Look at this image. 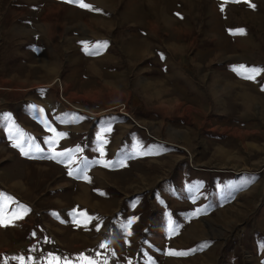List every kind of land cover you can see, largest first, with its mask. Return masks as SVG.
Segmentation results:
<instances>
[{
  "label": "rangeland",
  "instance_id": "obj_1",
  "mask_svg": "<svg viewBox=\"0 0 264 264\" xmlns=\"http://www.w3.org/2000/svg\"><path fill=\"white\" fill-rule=\"evenodd\" d=\"M66 1L68 8L48 15V40L39 41L41 31L33 21L37 24L40 15L34 7L45 1L0 0V109H11V147L1 144L8 152L0 157V264H21L20 258L25 264H56L53 257L59 264H264V0H83L91 8ZM36 43L45 52L33 50ZM97 43L104 46L97 49ZM236 62L239 66H232ZM249 63L262 67L254 79L245 78L250 68L237 71ZM215 78L219 87L224 79L238 83L234 101L222 88L205 90ZM143 90L159 94L150 99ZM172 95L181 102L180 115L157 106L159 97L162 102ZM119 103H125L127 114L110 110ZM105 117L111 122L101 137H112L116 126L135 127L169 146L167 155L161 151L158 159L132 163L126 172L95 169L97 183L114 179L119 183L111 185L120 191H143L162 186L168 177L191 174L192 182L205 188L201 195L221 196V205L189 212L183 201L168 199L172 217L150 195L132 211L118 194L112 209L96 208V220L101 228L109 214L118 219L137 212L132 239L122 242L114 227L83 243L76 228L83 220L68 219L76 185L63 169L48 175L40 168L36 175L27 173L41 178L44 188H33L38 211L18 208L16 196L7 192L17 188L11 160L20 129L12 128L25 126L33 158L41 152L50 158L66 143L89 139ZM49 208L61 214H49ZM166 216L176 225L169 229L177 240L172 251L187 254L165 260L171 240L163 229L169 226ZM83 230L90 234L93 228L88 224ZM107 235L116 251L110 239L104 240ZM147 237L152 247L142 242ZM140 245L149 252L159 247L156 262L141 259ZM203 246L208 251L196 254ZM116 253L122 257L113 259Z\"/></svg>",
  "mask_w": 264,
  "mask_h": 264
},
{
  "label": "crops",
  "instance_id": "obj_2",
  "mask_svg": "<svg viewBox=\"0 0 264 264\" xmlns=\"http://www.w3.org/2000/svg\"><path fill=\"white\" fill-rule=\"evenodd\" d=\"M44 1H45L44 2L45 5L43 6L39 5V6L34 7V9H36L37 13H39L40 15L36 17V20L38 21L37 24L35 21H33V27L41 31V34L39 36V38L41 39L37 38L39 39V41L48 40L47 38H45V35H44L48 32V28L45 27L47 25L46 23L48 21V17H49L48 15L54 11L56 12L58 10H64L63 8L65 7L68 8L67 6H64L63 3L69 2L66 0H52L49 2L48 1L46 2V0ZM47 3H50L51 5L48 6L49 9L46 10ZM31 6L32 5L30 4L29 7L32 8ZM29 24H30V21H29ZM31 47L33 48V50H38L41 52H45V50L47 49L46 47H44V45H41L39 43H36L33 46L31 45ZM46 64H47V61H45V67H47ZM233 65L239 66L237 62L233 63L232 66ZM242 65L247 68L246 70L250 68L249 70L257 69L258 71L260 70L261 66H264L262 63H260L261 66L255 63L242 64ZM188 82L190 81H186V84ZM217 82H218L217 78H215V80L209 84L210 85L209 87H205V90L206 91L209 90L210 92L215 91V93H217L218 92L217 88L219 87V85H217ZM237 84L238 83L234 82L233 80L224 79V80H221L220 85L222 87H219V88L224 89L227 92V94L231 93L229 98H231L234 101L235 100L234 92L237 90L239 92V87L236 86ZM158 94H159V90L158 91L154 90L146 95L149 96L150 99H152V97L157 96ZM202 94H205V93H202ZM216 96H215V99L217 101L218 96L217 98ZM237 96H239V94ZM247 97L249 99L253 98L249 94ZM242 98L244 99L243 96ZM157 102H158L157 106L163 111L167 110L169 113L171 112L179 113L181 102H179L177 96L172 95L171 98H169L168 100L165 99L162 102L160 101V97H159ZM105 114H107V112ZM180 114H181V111L179 115ZM10 116H11V109H8V108L0 109V157L5 156L6 153L8 152L7 148L11 147V136H10L11 126L8 123V119L10 118ZM101 121H102V126H94L93 130H91L92 135L89 139H86L85 137H83L76 142L75 146H71L66 143L65 149L63 150L57 149L53 155L50 154L49 157L51 159L48 158V156H46V154L42 152L40 154L39 159L33 158L31 140L25 139L29 135L27 131L25 132V126L23 125H20L18 127L12 126L13 127L12 129H15L17 131L20 129L19 130L20 136H18L20 138H18L19 140L17 141H19L24 147L25 151L28 152V155H24L21 153L20 148L14 146L15 149L13 151L15 152H14L13 157L15 158L14 160H11L13 163L12 165L16 166L13 171L16 174L15 175L16 182L15 184L13 182V184L17 188L15 192L11 191L10 189L7 190V192L13 195L14 198L16 196L17 198L16 203H17L18 208H23V209L27 208V210H30L31 213H33L36 210L38 211L39 208H37L34 205L37 200L36 199L37 195L32 197V193L35 190L33 188L34 186H36L37 191H41L44 188L40 186L41 178H39L38 176L35 178H32L27 173H30V174L33 173L36 175L35 172L41 170L40 168H43L45 173H47L48 175L55 173V171L59 169L60 170L63 169V172L65 173V175L71 180V182L74 185H76V189L74 192L75 195L73 193V196H74L73 205L75 204V206L71 205L68 208L69 209L68 219L72 222V224H74L73 222H79V220H83L81 224L77 223L78 225L76 227L78 228L77 232H78L79 240L84 241L83 243L89 242L92 237L91 235H96V231L98 235L100 233H102L101 235H103L105 233L103 229L110 228L109 230L111 231V229L114 227L118 228V230L120 231V233L118 231L117 232H118V237H120L122 242H125L126 244L127 241L132 239L131 237H133L132 235L133 233L130 227L134 226L133 224L134 222L137 223L138 220H140L139 214L137 212L135 214H129V215H126L125 213L124 218H122L121 215H118L117 216L118 219H114V215L109 214L108 220H103V224H104L102 226L103 228L102 227L100 228V225L102 224L100 223L101 220L99 221L96 220L95 210L105 209L106 207H109V206H111L110 209H112L114 205L110 204L111 200L115 199L116 201V199H118L117 198L118 194L125 196L124 206L126 207V209L132 210V211L137 210L141 206V204L143 203L145 199L144 197L145 194L150 195L151 196L150 199L155 204L163 207L165 212L170 211L172 214V217L174 214L173 212H175V210L169 207L168 199H172L174 201H183L185 206L189 205L190 207L189 209H183V210H186V211L190 210L189 212L194 211V210L195 211H198V210L201 211L203 209L205 210L207 209L206 208L207 206L208 208H212V207L215 208L218 205H221V202L224 199V198H221V196L218 197L217 195H215L212 198L205 199L203 197L204 195H201L202 192L205 191V188L203 186L197 185L196 183H193L192 180H195L196 178H194L193 176H190L191 174H184L182 177L180 175L181 177L180 179H177V178L173 179V178L168 177L162 181L163 182L162 186H159V187L152 186L143 191H141V189L137 191L135 190L130 191V192L128 190L120 191L117 187L114 188L112 186L114 183L115 184L119 183L116 181L114 182V179L105 181V183H102V184L97 183L95 179L96 178L95 169L97 168L104 169L105 171H103V174L104 173L110 174L109 172H113L112 173L113 175L119 171L126 172L128 168L132 167V163H137L145 159L148 160L149 162H150V159H158V155L161 156V151H163V154L166 153L164 147L169 146L166 143L159 144L158 143L159 141L157 142L156 139L153 140L154 138L151 139L148 135H145L141 130L135 127L129 128L125 126L126 128L125 130V129H122L121 126H116L114 128L115 129L114 132L118 133L119 130L120 132L122 130L124 132L122 131L123 133L122 132L119 133L118 136L116 133H114L112 137L110 138L101 137L102 132H104L105 129L110 124L111 117H105ZM137 124L140 125L138 121H137ZM168 134L170 138L171 137L176 138L175 134H172L171 132H169ZM103 135L105 136V134ZM183 141H184V144H188L187 142H189L187 137L184 138ZM12 143H15V142L13 141ZM1 144L6 146L7 148L1 146ZM53 157H54V161L52 160ZM47 159L48 161H50L49 163L47 162ZM43 163H46L45 167H43ZM54 164L56 165L55 168H53ZM25 167H29L28 172L27 170H25ZM149 171H152V170H149ZM70 172L72 173L71 175L69 174ZM100 176H101V171H100ZM44 177H45L44 180H46L47 179L46 176ZM164 177H167V176H164ZM118 180L120 181L121 179L118 177ZM34 181H36V184L34 183ZM78 183H84L87 185V187L83 185L77 186ZM145 191L147 192L144 193ZM217 191H219L220 194L222 195V193H224L225 190L224 188H219ZM90 192H92L95 195V197H91ZM42 193L43 192H40V194ZM121 201H122V198H121ZM117 207H115L114 210L119 212L120 210H117ZM58 210L59 209H55V208L48 209L49 214H55V215H57V213L61 214V209L59 210L60 212H58ZM184 214H187V213H184ZM55 218H58V216ZM129 218L130 220H132L131 223H129L130 221ZM113 219L115 220V222L117 221L118 222L114 223ZM163 220H166L169 223V226L163 227V229H165L164 231L167 233V237L170 238L172 234L174 233V231L172 232L169 231L170 226L173 227L174 230H176V227H174L176 225L175 223H170L169 216H166ZM64 222L66 221H63V223ZM88 224L92 226L93 228V231L90 234L88 231L84 232L83 230L85 229V227H88ZM81 231L83 233H86V235L80 236V235H83V233H80ZM168 232L170 235L168 234ZM107 239L111 240V238L108 237V235L106 236V238H104V240H107ZM141 239H143L142 242L144 244L146 243V245L149 244V246L151 247L153 246V244L151 245L153 241L151 239H148V237L146 239L144 238H141ZM170 239L171 240L168 241L167 243V251L168 249L169 251L167 252L165 256H162L165 258V260L168 259L169 257L170 258L175 257L173 255H169V252L175 249L177 240H175V237H171ZM201 241H203V239L199 240L198 242H201ZM109 246H113L114 250L116 251L117 247L114 245L112 240ZM212 246L213 244L211 245V247ZM140 247L141 249L139 250L141 254V259H143L144 261H150L151 263L156 262V260L158 259L157 254L160 253L159 247H155L154 249L155 251L153 250L152 252L146 251L145 245L144 246L140 245ZM202 248L204 251L199 250V251H195V253L200 255V253L208 251L207 247L205 248L203 246ZM162 253L165 254L164 251ZM195 253L191 254L190 257L195 256L196 255ZM111 257L113 259L114 258L119 259L122 256L121 255L119 256V254L116 253L114 254V256H111Z\"/></svg>",
  "mask_w": 264,
  "mask_h": 264
},
{
  "label": "snow or ice",
  "instance_id": "obj_3",
  "mask_svg": "<svg viewBox=\"0 0 264 264\" xmlns=\"http://www.w3.org/2000/svg\"><path fill=\"white\" fill-rule=\"evenodd\" d=\"M80 6L81 7H84V8H91L92 7L91 5H88V4L83 3V0H80ZM253 7H254V5H253ZM96 10L99 11L98 9H96ZM240 31L242 32L243 30H240ZM103 46H104L103 44L97 43L94 47L97 48V49H99V48H102ZM85 51H89V49L86 47L85 48ZM242 70L249 71V70H245L244 69V66H240L239 69H237V71H242ZM257 73H258V70L257 69H251L249 71V74L245 78L254 79L255 78V75ZM59 135H63V134L61 133ZM14 146L20 148V151H21L22 154L28 155V152L25 151L24 147L22 146V144L19 141L16 144H14ZM101 151H102V149H101ZM61 155H63V154H61ZM69 174L71 175L72 173L70 172ZM129 223H131V221H129ZM100 247H105V245L104 244H101ZM185 254H187V253H184V252H176V251H170L169 252V255H185ZM52 259L54 261H56V264H59L58 258L53 257ZM84 259L87 260L88 258L87 257H84ZM20 260H21V264H25L23 258H20ZM64 264H70V262L67 261V260H65ZM89 264H92V261H89Z\"/></svg>",
  "mask_w": 264,
  "mask_h": 264
},
{
  "label": "built area",
  "instance_id": "obj_4",
  "mask_svg": "<svg viewBox=\"0 0 264 264\" xmlns=\"http://www.w3.org/2000/svg\"><path fill=\"white\" fill-rule=\"evenodd\" d=\"M122 104H123V103H122ZM111 109H112V110H113V109H116L118 112H122V113H124L123 111L126 110L125 107H124V104H123V105H121V104H117V105L113 106ZM111 109H110V110H111Z\"/></svg>",
  "mask_w": 264,
  "mask_h": 264
},
{
  "label": "bare ground",
  "instance_id": "obj_5",
  "mask_svg": "<svg viewBox=\"0 0 264 264\" xmlns=\"http://www.w3.org/2000/svg\"><path fill=\"white\" fill-rule=\"evenodd\" d=\"M101 1V0H100ZM61 9V8H60ZM62 98V96H61ZM121 105H123L122 103H120ZM124 107H126L125 103H124ZM123 114H127V109H126V113H123Z\"/></svg>",
  "mask_w": 264,
  "mask_h": 264
}]
</instances>
